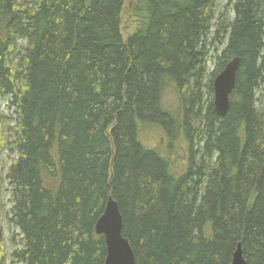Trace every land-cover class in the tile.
Wrapping results in <instances>:
<instances>
[{
	"label": "trees",
	"instance_id": "1",
	"mask_svg": "<svg viewBox=\"0 0 264 264\" xmlns=\"http://www.w3.org/2000/svg\"><path fill=\"white\" fill-rule=\"evenodd\" d=\"M218 1L134 0L126 38V0H0L19 264H105L110 197L136 264H230L239 243L264 264V0L234 1L227 23ZM234 57L220 117L213 81ZM141 126L164 132L165 153Z\"/></svg>",
	"mask_w": 264,
	"mask_h": 264
},
{
	"label": "rangeland",
	"instance_id": "2",
	"mask_svg": "<svg viewBox=\"0 0 264 264\" xmlns=\"http://www.w3.org/2000/svg\"><path fill=\"white\" fill-rule=\"evenodd\" d=\"M133 1L126 0L123 11L122 30L126 38L135 30L134 20L131 15ZM234 1L236 0L218 1L216 5L217 19L221 17V20L227 23V20L232 17L231 8ZM222 13L226 15L221 16ZM26 46V41L19 40L16 52H19L21 49L23 50ZM214 65L213 60L209 65V72L213 70ZM0 115L2 116L0 119V130L3 132L4 138L11 143L16 138V132L14 130L16 114L7 96L0 97ZM140 133L146 145L164 153L166 152L165 134L161 129L152 126H141ZM181 155V148H176L175 152L170 153V159L174 168H180V163L182 162ZM16 157L17 151L11 148V146H6L0 152V264H19L14 259L13 253L21 248L22 236L20 230L11 220L13 208L12 187L7 178L8 170Z\"/></svg>",
	"mask_w": 264,
	"mask_h": 264
},
{
	"label": "water",
	"instance_id": "3",
	"mask_svg": "<svg viewBox=\"0 0 264 264\" xmlns=\"http://www.w3.org/2000/svg\"><path fill=\"white\" fill-rule=\"evenodd\" d=\"M240 58L229 61L214 78V110L225 117L231 106V95L235 89ZM123 217L118 202L110 197L104 214L96 223L95 232L105 237L107 257L105 264H136V257L129 240L123 235ZM230 264H246L241 243L238 244Z\"/></svg>",
	"mask_w": 264,
	"mask_h": 264
},
{
	"label": "bare ground",
	"instance_id": "4",
	"mask_svg": "<svg viewBox=\"0 0 264 264\" xmlns=\"http://www.w3.org/2000/svg\"><path fill=\"white\" fill-rule=\"evenodd\" d=\"M235 58V57H234ZM243 253H244V251H243Z\"/></svg>",
	"mask_w": 264,
	"mask_h": 264
}]
</instances>
